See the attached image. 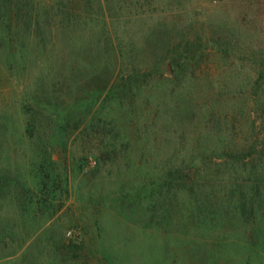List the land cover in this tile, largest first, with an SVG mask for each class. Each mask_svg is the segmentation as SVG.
<instances>
[{
    "label": "rangeland",
    "instance_id": "obj_1",
    "mask_svg": "<svg viewBox=\"0 0 264 264\" xmlns=\"http://www.w3.org/2000/svg\"><path fill=\"white\" fill-rule=\"evenodd\" d=\"M15 1L34 28L0 13V264H264V0Z\"/></svg>",
    "mask_w": 264,
    "mask_h": 264
},
{
    "label": "trees",
    "instance_id": "obj_2",
    "mask_svg": "<svg viewBox=\"0 0 264 264\" xmlns=\"http://www.w3.org/2000/svg\"><path fill=\"white\" fill-rule=\"evenodd\" d=\"M31 7L32 6H30L29 8H31ZM29 8L26 9V6L21 7L18 3H16L15 0H0V13L2 14V19H1L2 26L10 27L12 21L15 23L16 31L15 32L9 31V35H11L10 37L19 38L21 35V29L20 28H22V27H24V29H25V30L22 29V32H23V30L26 31L25 35H29L30 31H32V28H34V26L32 24L33 14L28 12ZM24 13H29V15H26V18H24V16H23ZM19 21H21L23 25L19 26L20 25ZM189 49L190 48L187 47L185 49V52L186 53L190 52ZM263 74H264V68L261 69L260 76L263 77ZM261 79L264 80V78H256L255 83L260 82ZM95 80H96V78H95ZM92 81H94V78L91 79V82ZM105 88H106V85L102 84L101 89H99L96 92L100 93L103 90H105ZM48 121L50 122L51 119L49 118ZM65 122L66 121L64 119L63 122L55 121L54 123H65ZM73 128L78 129L79 128V122H77ZM61 131L66 132L65 128H62ZM61 131L59 132V134H60L59 138H62L63 132H61ZM46 134H47L45 137L46 140L42 141L40 143V149H39L40 151L38 152L39 153V159H38L37 166H36V170L38 171L39 178L41 179V188H40L41 194H40L38 199H40L43 203H48L49 207L52 208L54 206V204H52L53 202H51V199L55 198V196H56L55 193L57 190H62L64 192L66 191V193H67V183H68L69 179L67 177V172L65 170L64 163L62 164L60 161L54 160L52 155L48 151L49 146L51 147L52 144L49 141H47L50 139L49 137H51L49 135V132L47 131ZM61 140L62 141H60V142H61V145L63 148L62 154L64 155V157H66L65 155L67 152L65 151V149H66L67 141H64L63 139H61ZM60 163H61V165H60ZM57 164L60 166V168L62 167L64 169V171L59 170ZM62 165H64V166H62ZM179 172H181V170ZM172 177H173V173L169 172L168 175H166L165 177H163L161 179L162 181H160L159 187H158L160 189L159 193H162L161 192L162 190L165 191V197H166L167 201H169L171 199H176V197H177L176 196L177 194H175L172 191V190H175V191L178 190V188L175 187L176 185L173 182ZM16 180H17V178L14 179L12 177L0 176V201L4 200L5 199L4 197L6 195H8L5 193V192H9L8 187H6V186H9L11 183H15ZM7 199H9V198H7ZM101 199H103L102 196H100V200ZM29 200L31 201V198H29ZM42 202H40V203H42ZM0 204H1V202H0ZM238 205L239 206L237 208L240 210H243L245 212L244 201H242L240 199ZM48 211H50V210L48 209ZM55 211H57V209H55ZM11 226H13V224L10 223V221L8 219L4 218L0 214V240H1L4 232L11 229ZM43 226L44 225H42V226L40 225V227H39L40 231H41V228ZM50 228L51 227H44L43 230L41 231L40 235H42V234L50 235L51 234V232H49ZM40 237H42V236H40ZM50 238L52 240V241L50 240L51 243L54 241L53 245H54L55 250L58 251V253H60V251L63 249H65V250L68 249V250H71L72 252H74V254H75V252H79L82 248L77 243H75L74 240L67 242L65 239L59 238L58 235H56V236L51 235ZM35 243H36V245H35L34 251H32V248H30L29 251H26L24 256H19V259L25 258L27 256L30 257V255L32 256V258L34 256L38 257L37 256V241ZM4 262L5 261H3L2 263L4 264Z\"/></svg>",
    "mask_w": 264,
    "mask_h": 264
}]
</instances>
